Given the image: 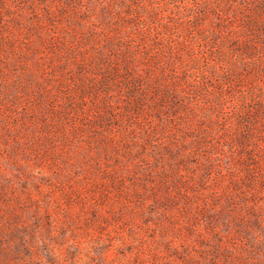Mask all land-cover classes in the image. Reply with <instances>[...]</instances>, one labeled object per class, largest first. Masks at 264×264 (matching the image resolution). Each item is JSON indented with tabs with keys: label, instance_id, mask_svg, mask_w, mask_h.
Here are the masks:
<instances>
[{
	"label": "rangeland",
	"instance_id": "1",
	"mask_svg": "<svg viewBox=\"0 0 264 264\" xmlns=\"http://www.w3.org/2000/svg\"><path fill=\"white\" fill-rule=\"evenodd\" d=\"M0 0V264H264V0Z\"/></svg>",
	"mask_w": 264,
	"mask_h": 264
},
{
	"label": "trees",
	"instance_id": "2",
	"mask_svg": "<svg viewBox=\"0 0 264 264\" xmlns=\"http://www.w3.org/2000/svg\"><path fill=\"white\" fill-rule=\"evenodd\" d=\"M195 11L197 12V17L206 16L207 15V8L204 0H197L195 1Z\"/></svg>",
	"mask_w": 264,
	"mask_h": 264
}]
</instances>
